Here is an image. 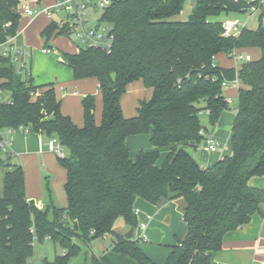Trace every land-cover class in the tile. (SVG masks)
Here are the masks:
<instances>
[{"label": "trees", "instance_id": "1", "mask_svg": "<svg viewBox=\"0 0 264 264\" xmlns=\"http://www.w3.org/2000/svg\"><path fill=\"white\" fill-rule=\"evenodd\" d=\"M186 1L115 0L99 20L113 35L110 53L79 47L65 54L75 80L92 78L98 84V124L92 96L81 100L83 124L77 127L61 113L52 85H34L9 59L0 60V79L5 80L0 89L10 100L0 101V140L20 125L48 139L56 137L64 150L57 160L66 175L67 202L63 208L51 202L38 208L26 197L22 167L9 154L0 157V264H34L29 262L34 236L62 249L54 263L41 264H63L77 256L80 247L74 238L88 244L112 237L109 249L91 264H156L139 248L137 237L116 234L120 226L137 228V199L156 207L178 204L186 234L170 246L164 264H214L211 254L221 250L224 236L247 225L260 210L264 190L249 181L264 175L263 15L256 28L243 27L236 38H224L221 18L252 14L255 2L193 0L187 20H173ZM21 2L0 0V24L12 23L6 32L0 27V42L19 28ZM53 34L68 35V27L51 21L42 35L49 40ZM233 49L256 50L258 57L237 70L241 85L230 127L231 154L205 167L182 146L196 149L202 143L206 129L201 111H209L214 126L228 109L221 82L236 70L212 58ZM137 80L151 89V98L140 104L136 117L127 119L120 99ZM141 135H149L154 148L167 147L166 156L160 160L159 151L141 150L130 158L126 140Z\"/></svg>", "mask_w": 264, "mask_h": 264}, {"label": "rangeland", "instance_id": "2", "mask_svg": "<svg viewBox=\"0 0 264 264\" xmlns=\"http://www.w3.org/2000/svg\"><path fill=\"white\" fill-rule=\"evenodd\" d=\"M35 1L37 0H22L21 4L34 5ZM54 2L55 0H42L40 5L42 7H46V6L51 7ZM193 2H194L193 0H187L184 4L182 12L178 16H175L173 20L179 22L186 21L189 14L191 13ZM263 4H264V0H263ZM262 9L264 11V5ZM49 11L51 13L50 20H47L44 16H39L35 18L33 22L30 23L26 18H22L19 21V30L25 28L23 34L25 46L27 48H31L33 51L32 70H33V74H35L34 77L35 81L40 80L42 78L43 80H47L48 76L50 75L53 76L55 73V66L64 67V70L69 71L67 66H65V62H66L65 54L76 53L79 48L78 47L79 45H77V43L72 39L71 36L53 34L50 37V39L47 40L44 37V35H42L43 29L46 28V26L50 23V21L60 24L62 21L66 20L65 14L56 13L51 8ZM100 14H101L100 10L96 12L91 10V21L93 22L92 24L94 26L96 25ZM258 15H259V11L254 12L252 14L247 13L245 15L230 13L228 16H223L221 18V21L223 22L225 20L238 19L244 27L254 29L258 24ZM105 27L109 28L108 25H106ZM45 45L52 46L57 52L56 55L58 57L51 55L52 56V57L50 56L51 59L49 58L50 60L53 59L52 64L46 61L44 58L36 56L39 54H35L36 51H38L40 48H42ZM56 58H58V60H56ZM220 64L227 65L229 64V62L222 57L220 60ZM72 81H74V83L79 82L82 84H80L79 87L64 85V87L59 89L58 94H59V99L61 100V110L67 111L68 112L67 114L69 115L71 120L75 124H76L75 120H78L79 124L81 125L83 123V110L81 104L82 98L71 96V94L69 95V93H71L72 91H76L79 94H86L92 96L94 98L95 106H96V100L100 95L97 92L96 83L94 79L87 78V79L75 80L72 76ZM230 90H233V94H234L233 99L228 104V109L223 111V113L221 114L216 125L211 126L208 118L205 115L200 116V122L202 126L206 129V131H208L209 134H211V136L219 138L220 141L222 142L223 145L221 147V150L223 149V152H228V151L230 152L231 150V146L229 142L230 132L227 131L226 128L231 126L233 115L235 114V108L237 106V99H238V91L234 89H230ZM140 137H143V140L144 141L146 140L147 142L146 143L144 142L143 145H140L141 147H137L139 149H135L131 147L132 152H134V149L136 154H138L140 150L142 151L158 150L161 157L160 160H162L166 156L169 150L167 147L154 148L148 142L149 135H141ZM42 138L46 147L49 139L45 136H42ZM201 144L202 143H200L196 149H193V147L190 146L189 144L183 145L182 148L187 152H189L196 161L205 165L208 162L215 160L214 157L218 155L203 153L201 151ZM51 157L53 159V164L55 166V170H53V172L47 170L45 166L43 167L39 166L41 168V174L38 176L36 173H34L33 169L31 171L29 169H26L25 171V169L23 168L26 173L25 176H27L26 189L29 190V193L32 194V197H30V199L33 200L35 205L41 202L44 206H46L51 202L53 206L62 208L66 206L67 203L63 188L65 181V171L59 164L57 157L53 155H51ZM130 158L133 159L134 157H130ZM12 162L13 163L16 162L18 164V162L16 161V159L14 160V158L12 159ZM0 171L2 170L0 169ZM174 205H166L164 207L159 208L157 217H155L152 224L153 226H151L152 232L154 231L153 235H150L152 232L148 233L149 241L146 242L138 241L139 247L141 249H143L144 251H148L151 254H154L155 256L167 257L171 246L170 244L173 242L175 236L181 238L180 235L181 232L182 234H185V230H186L185 224L181 219V215L179 213L180 211ZM164 210L170 213L168 215H170L171 220L168 223L164 222L166 217L165 219H162ZM119 223L122 224L121 221H118V224ZM120 228H118L117 230H119ZM134 232H135L134 237H137L138 235L137 228L135 229ZM74 239H75L74 241L80 247V250L77 253V256H75L73 259H70L63 264H91L92 258L98 257L102 253L106 252L109 249L110 244L114 240L112 237L106 240L99 239V240L91 241L88 244H84L79 239L77 238ZM256 252H259L260 254L263 255L264 245L262 246V248H257ZM61 254H62V249L58 244L53 243L49 240H45L44 242H39L37 238L34 236L32 257L29 259V262L34 264H41L45 261L48 263H54L55 258L57 256H60Z\"/></svg>", "mask_w": 264, "mask_h": 264}, {"label": "crops", "instance_id": "3", "mask_svg": "<svg viewBox=\"0 0 264 264\" xmlns=\"http://www.w3.org/2000/svg\"><path fill=\"white\" fill-rule=\"evenodd\" d=\"M245 1H250V0H245ZM258 1L260 2V4H259V6L255 12L259 11V15L262 14L263 20H264V11L262 9L263 5H264L263 0H258ZM41 2H42V0H39V3H37V1H35L34 5L30 4V6L35 8V9L40 8V7H42L40 5ZM42 8H44V7H42ZM50 15H51L50 12H49V14L48 13H40L37 16H35L34 18L22 16L21 19L26 18V19H28V22L30 23V22H33V20L39 16H44L47 20H50ZM24 29L19 30V28H18V30L20 32L19 42L22 46L27 48L25 46L24 38H23ZM44 48H50L52 50V52L48 55L41 53V50ZM27 49H30L32 51L31 48H27ZM242 51L246 52L247 54H250L253 59L258 57V52L256 50L247 49V50H242ZM56 53H57L56 50L52 46L45 45L42 48H40L38 51H36L35 54H39L36 56L44 58L46 61H48L52 64L53 59L50 60L52 57L51 55L58 57L56 55ZM222 57L226 61H228L229 64L221 65L220 60ZM56 60H58V58H56ZM215 61L221 67H224V68H234L235 67L234 63L232 61L228 60L224 54L218 55L216 57ZM32 62H33V51H32L30 61H29V68H30V74H31V78L33 79L34 85H52L54 87L56 98L60 101L61 113L63 115H66L69 117V115L67 114L68 113L67 111L61 110V100L59 99L58 91L60 88L64 87V85H71L74 87L75 86L79 87L80 84H82V83H79V82L74 83V81H72V71L68 66H67V68L69 69V71H66V70H64V67H56L55 65H53V66H55V73L53 76L52 75L48 76L47 80H43V78H42L40 80L35 81V79H34L35 74H33V70H32ZM240 65L241 64L237 65V67L239 68ZM65 66H66V64H65ZM95 83H96L97 92L100 95V93L98 91V84H97L96 80H95ZM230 89L237 90L235 88L226 89L223 91V95H224V97L230 98V102H231L234 94H233V90H230ZM70 94H71V96H74L77 98H79V97L83 98L84 96H86V94H79L76 91H72L71 93H69V95ZM151 94H152L151 89L145 88L141 80H137V81L130 83L127 86L125 93L121 96V99H120V105H121L123 116L127 119L136 117L138 108L140 107V104L142 102H147L146 100L151 98ZM94 107H95L94 108L95 122L98 124V123H100V120H101V108H102L101 96H99L98 99L96 100V106L94 104ZM234 116H235V114L233 115V119H234ZM233 119H232V122H233ZM75 121H76L77 125L73 121L72 122L77 127L82 126L83 123L80 125L78 120H75ZM230 127L231 126H229L227 128L230 129ZM229 132H230V130H229ZM205 134H206V136L213 137V136H211V134H209L208 131H206ZM42 136L43 135H38V134H34V133H31L28 136H24L21 132H18V131H15L10 135L6 132H4V134H3V140L5 142H9L11 139L8 154L11 155L12 159L13 158H14V160L16 159V161L18 162V165H20L22 167V169L24 168L25 171H26V169H29L30 171L33 169L34 173H36L38 176L41 174V168L39 166H42V167L45 166L47 168V170H49L51 172H53V170H55V166L53 164V159L51 157V155H53V156H55V155L53 153L47 151V149H46L47 146L45 147V143L43 141ZM213 138L220 141L219 138H216V137H213ZM144 142L146 143L147 141L146 140L144 141L143 137H140V136H130L127 138L126 145L129 149L130 157H135L134 156L136 154L135 149H139L137 147H141L140 145H143ZM148 142H149V140H148ZM229 142H230V136H229ZM131 147L135 148L134 149L135 153L131 151ZM201 151H202V148H201ZM203 153H205V152H203ZM230 154H231V150H230V152L229 151L223 152V149H222V151L220 153L216 154L218 156L214 157L215 160H212L211 162H208L207 164H205V165L202 164V165L205 167H210L217 160L223 158L224 156H228ZM0 157L2 158L3 154H0ZM14 164H17V163L14 162ZM0 169L2 170V171H0V193H1V178H2V174H3V167H0ZM24 169H23V171H24ZM25 171H24V177H25V189H26L27 188L26 187V183H27L26 177L27 176H25V174H26ZM65 177H66V175H65ZM249 184H250V186H252L254 188L264 190V175L260 176V177L251 178L249 181ZM26 197L28 200L33 201L30 199V197H32V194L29 193V190H27V189H26ZM166 205H174L179 210L178 204L174 203V202H169V203L162 205L160 207H164ZM36 206L38 208L45 207L41 202L36 204ZM160 207L150 205L149 203L145 202L142 199H137L135 202L134 209L138 210V216H137L138 223L139 222H145L146 221L145 216L151 217L150 220L146 221L147 226H146V229L144 230V234L146 235V241H149V237H148L149 234L148 233L152 232L151 226H153L152 225L153 220L155 219V217H157V214L159 212ZM179 213L181 215V212H179ZM168 214H170V213L167 212L166 210H164V213L162 215L163 218L161 217L162 219H165V217H166V219L164 221L165 223H168L171 220V217ZM166 215H168L169 217ZM181 219H182V216H181ZM120 227L124 229V232L128 231L126 226H120ZM137 230H138V235H137V238H138V236L142 233V231L139 229V227H137ZM148 230H149V232H148ZM153 233H154V231L150 235H153ZM185 234H186V230H185ZM185 234H182V232H181V234H180L181 238L175 236L173 242L170 245L175 244L176 239H183ZM139 241H141V240H139ZM146 241H142V242H146ZM263 245H264V204H261L260 210L252 216L251 221L247 225H244L235 231L229 232L224 236L221 250L218 252H213L211 254L212 255V261L214 264H261V262L264 261V254L262 255L259 252H256V250H257V248H262ZM138 246H139V244H138ZM141 250L154 263L164 264V262L166 260V256L159 257V256H155L154 254H151L148 251H144L143 249H141Z\"/></svg>", "mask_w": 264, "mask_h": 264}, {"label": "built area", "instance_id": "4", "mask_svg": "<svg viewBox=\"0 0 264 264\" xmlns=\"http://www.w3.org/2000/svg\"><path fill=\"white\" fill-rule=\"evenodd\" d=\"M115 0H55V3L51 7H40L33 8L30 4L21 5L18 13L22 16H27L29 18H34L40 13H48L50 8L56 13H63L66 16V20L62 21L60 25L66 24L68 27V36H71L72 39L79 45L81 48H90V49H100L106 53H110L113 46V35L110 31V27L106 28L105 24L101 23L100 16L97 20L96 25L94 26L91 21V10L92 11H102L103 9L109 7L112 2ZM250 2H255L257 4L256 8L259 6L260 2L258 0H250ZM12 26L11 22H6L0 24L1 29L6 32ZM222 27V36L224 38H236L242 28L244 27L238 19L225 20L221 24ZM20 32L17 29L14 34L6 33L4 40L0 42V60L9 59L10 63L15 68V71L19 75L31 76L29 61L32 55L30 49L25 48L19 42ZM52 50L50 48H44L41 50L43 54H50ZM228 60L232 61L235 65L234 69L235 75L231 79L223 78L221 82V90L224 91L229 88H235L239 91L240 89V80L237 75L238 67L237 65L243 64L245 62H250L253 60L250 54L242 51L241 49H233L231 52L225 54ZM216 57H213L212 60L215 61ZM5 80L0 79V84ZM37 94L32 97L35 98ZM225 102L230 103V98L224 97ZM0 101L5 103H10L8 96L4 91L0 89ZM209 114L208 110L200 112V115ZM21 132L24 136H28L32 131L23 125L18 126L15 129H8L6 133L9 135L13 132ZM203 141L201 144L202 151L208 154H217L220 153L222 143L210 136H206L203 132ZM11 141V139H10ZM9 142H5L3 139L0 140V154H8ZM47 151L53 153L56 157L63 158L64 150L61 147L59 141L56 137L49 139L47 144ZM134 214L137 218L138 210L134 209ZM150 216H145V220H150ZM139 222L138 226L142 233L138 236V240L146 241V235L144 230L146 229L147 223ZM264 264V261L261 262Z\"/></svg>", "mask_w": 264, "mask_h": 264}, {"label": "water", "instance_id": "5", "mask_svg": "<svg viewBox=\"0 0 264 264\" xmlns=\"http://www.w3.org/2000/svg\"><path fill=\"white\" fill-rule=\"evenodd\" d=\"M226 130L229 131L230 129L227 128ZM116 234L119 236H124L125 239H132L134 235V229L130 228L128 231L124 232V229L120 228L116 231Z\"/></svg>", "mask_w": 264, "mask_h": 264}]
</instances>
